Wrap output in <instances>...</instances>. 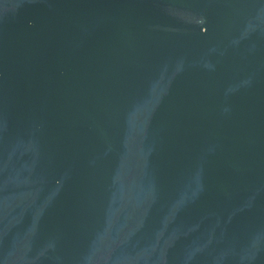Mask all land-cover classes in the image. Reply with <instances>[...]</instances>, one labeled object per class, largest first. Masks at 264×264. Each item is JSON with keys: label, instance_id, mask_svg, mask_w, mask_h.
Listing matches in <instances>:
<instances>
[{"label": "water", "instance_id": "1", "mask_svg": "<svg viewBox=\"0 0 264 264\" xmlns=\"http://www.w3.org/2000/svg\"><path fill=\"white\" fill-rule=\"evenodd\" d=\"M0 264H264V0H0Z\"/></svg>", "mask_w": 264, "mask_h": 264}]
</instances>
